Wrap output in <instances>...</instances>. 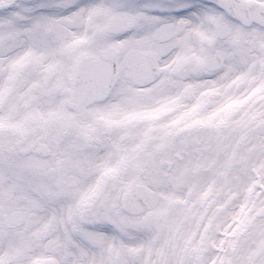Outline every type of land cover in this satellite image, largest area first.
<instances>
[{
  "label": "snow or ice",
  "instance_id": "snow-or-ice-1",
  "mask_svg": "<svg viewBox=\"0 0 264 264\" xmlns=\"http://www.w3.org/2000/svg\"><path fill=\"white\" fill-rule=\"evenodd\" d=\"M0 264H264V0H0Z\"/></svg>",
  "mask_w": 264,
  "mask_h": 264
}]
</instances>
